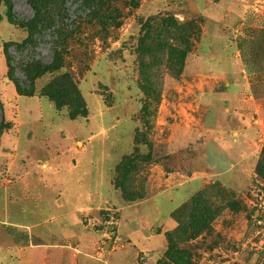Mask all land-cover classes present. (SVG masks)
Returning <instances> with one entry per match:
<instances>
[{
	"label": "rangeland",
	"instance_id": "obj_1",
	"mask_svg": "<svg viewBox=\"0 0 264 264\" xmlns=\"http://www.w3.org/2000/svg\"><path fill=\"white\" fill-rule=\"evenodd\" d=\"M0 100V264H264V0H0Z\"/></svg>",
	"mask_w": 264,
	"mask_h": 264
},
{
	"label": "trees",
	"instance_id": "obj_2",
	"mask_svg": "<svg viewBox=\"0 0 264 264\" xmlns=\"http://www.w3.org/2000/svg\"><path fill=\"white\" fill-rule=\"evenodd\" d=\"M36 14L34 19H32L31 25H41L39 31H45L51 29L53 26L57 25L58 20L61 21L62 13L65 14L64 8L59 6L48 7L46 6L44 12L42 13L36 6ZM57 12V13H56ZM68 26V25H67ZM36 33L31 34L28 41L21 45V47L31 43H35ZM57 47L54 49L53 60L46 63L39 59H31L25 61L20 66L22 72L26 77V83L16 76V67L13 65V57L10 52V47L12 44L6 46L5 51L8 58L9 75L11 80L15 83L16 89L19 94L26 96H33L35 94L36 80L44 74L52 73L63 66L64 58L62 55L63 45L68 38L67 27H58L55 31ZM42 93L48 96L53 102H55L58 108L68 107L70 116L74 119L78 116H84L88 113L87 104L78 89L73 77L70 73H62L55 78H53L42 90ZM0 104L3 110L2 101Z\"/></svg>",
	"mask_w": 264,
	"mask_h": 264
},
{
	"label": "crops",
	"instance_id": "obj_3",
	"mask_svg": "<svg viewBox=\"0 0 264 264\" xmlns=\"http://www.w3.org/2000/svg\"><path fill=\"white\" fill-rule=\"evenodd\" d=\"M58 206H59V205H58ZM56 207H57V206H56ZM58 208H59V207H58ZM148 240H149V239H148ZM148 240H147V241H148ZM149 242H150V241H149Z\"/></svg>",
	"mask_w": 264,
	"mask_h": 264
}]
</instances>
